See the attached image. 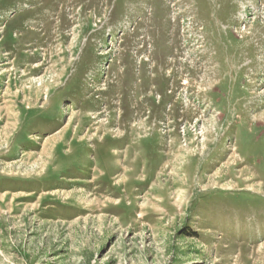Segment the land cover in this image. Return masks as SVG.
<instances>
[{
  "label": "rangeland",
  "instance_id": "rangeland-1",
  "mask_svg": "<svg viewBox=\"0 0 264 264\" xmlns=\"http://www.w3.org/2000/svg\"><path fill=\"white\" fill-rule=\"evenodd\" d=\"M0 264H264V0H0Z\"/></svg>",
  "mask_w": 264,
  "mask_h": 264
},
{
  "label": "bare ground",
  "instance_id": "bare-ground-1",
  "mask_svg": "<svg viewBox=\"0 0 264 264\" xmlns=\"http://www.w3.org/2000/svg\"><path fill=\"white\" fill-rule=\"evenodd\" d=\"M57 27V26H56ZM55 35V34H54ZM59 41V40H58ZM14 43V42H13ZM16 49V48H15ZM26 49V48H25Z\"/></svg>",
  "mask_w": 264,
  "mask_h": 264
}]
</instances>
